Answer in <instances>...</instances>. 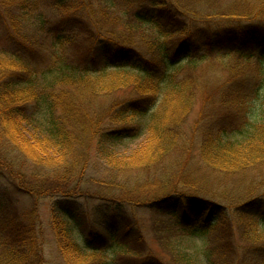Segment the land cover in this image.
I'll use <instances>...</instances> for the list:
<instances>
[{
  "label": "trees",
  "instance_id": "trees-1",
  "mask_svg": "<svg viewBox=\"0 0 264 264\" xmlns=\"http://www.w3.org/2000/svg\"><path fill=\"white\" fill-rule=\"evenodd\" d=\"M232 56L258 66L256 90L222 93L247 124L183 132L189 72ZM260 121L264 0H0V264H50L22 209L53 196L95 204L52 213L62 264H264Z\"/></svg>",
  "mask_w": 264,
  "mask_h": 264
},
{
  "label": "rangeland",
  "instance_id": "rangeland-1",
  "mask_svg": "<svg viewBox=\"0 0 264 264\" xmlns=\"http://www.w3.org/2000/svg\"><path fill=\"white\" fill-rule=\"evenodd\" d=\"M257 64H254L253 60L245 59V60H236L235 57H231L226 60L219 59L215 62L213 61H205L198 64L197 68H194L193 71H186L189 72L192 77L196 80L194 85V96L196 106L193 113L187 118L186 123L184 125L183 132L191 133L192 131L198 132L205 129L206 123L210 127L211 122H216L217 125H221L222 122L227 124L232 123L233 127L244 128L248 122V119H244V117L239 116L234 118V115H231L230 110L224 111V106L226 108L235 109V104L230 101H225L224 96H222L223 92L232 91L233 89H240L241 91H250L256 90L259 85L255 84L249 85L248 81H250V76L255 75L257 71ZM256 70V71H255ZM235 82L236 84H241L237 86H233L230 82ZM246 102V99L242 100L239 103ZM239 104H236V106ZM259 124L256 126L261 125V121L258 122ZM249 126V125H248ZM213 128H215L213 126ZM261 130L264 131V125L260 127ZM189 138V135H185ZM235 137V136H233ZM237 139V137H235ZM235 139V140H236ZM139 142L129 144L128 148L134 149ZM258 144L264 147V143L262 140L258 141ZM264 172V165L259 167L256 172ZM256 172H253L254 176ZM246 175V174H245ZM209 177H213V179H217V181H222L221 174L211 175ZM236 175H231L229 181H232ZM245 177V176H244ZM249 176L243 180L248 183ZM235 185V184H234ZM252 190L248 188V186L243 190L244 194L250 193ZM225 192L231 194L234 197H241L242 190H237L234 188V191L231 189L226 190ZM261 194H264L263 191H260ZM259 193V194H260ZM166 195V193L158 194V193H150L144 196V200L151 201L153 199H159L161 196ZM258 195V194H257ZM143 198V196L141 197ZM75 201V202H70ZM24 207L22 211L26 210L30 205V207L35 206L36 209V219L40 221V225L43 226L44 229V237H43V253L42 257L46 258V260L50 264H62V257L59 258L54 239L52 238L51 231H50V224L52 221V213L55 212L58 214L57 209L59 207H70L77 211L89 212L91 215L93 214V207L94 203H87L84 199H74L68 200L60 196H53L48 198H41L38 201L25 199L24 200ZM71 204V206H70ZM21 210V208H20ZM21 211V212H22ZM260 214L264 215V209L260 212ZM249 222H255V219H249ZM71 228L74 227L75 232L80 235L79 240L81 239V231L79 227L76 225H71ZM150 228L144 229V233L146 239L151 241V232ZM150 232V233H149ZM153 234V233H152ZM181 236L174 237V242H178L176 245L177 247H181L190 255H201V251H196V249L203 250V242L199 239H195L193 241L189 240L188 238L180 239ZM183 240V241H182ZM198 246V248L196 247ZM160 248L159 246H156ZM196 248V249H195ZM202 258V257H199Z\"/></svg>",
  "mask_w": 264,
  "mask_h": 264
}]
</instances>
